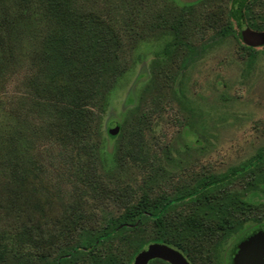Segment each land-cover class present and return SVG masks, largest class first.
Segmentation results:
<instances>
[{"label":"rangeland","instance_id":"obj_1","mask_svg":"<svg viewBox=\"0 0 264 264\" xmlns=\"http://www.w3.org/2000/svg\"><path fill=\"white\" fill-rule=\"evenodd\" d=\"M135 1L91 3L96 11L116 21L117 28L123 26L126 9H135V32L134 36L120 32L121 57L127 67L107 95L99 123L96 171L87 179L75 170L76 163L72 165L65 156L54 157L55 147L50 158L47 142L35 143L28 150L34 154L37 149L45 150L40 156L41 171L26 174L24 154L16 166L8 157L9 111L15 105L12 98L23 91L20 82L26 67L22 60L19 66L4 65V50L15 29L39 33L44 18L37 0L22 4L0 0V235L10 237L7 245L20 264L52 259L121 214L119 203L103 198L98 182L111 186L120 181L136 192L135 197L147 187L172 196L180 179L222 173L264 150V45L252 47L254 60L247 66L240 25L229 19L233 35L220 39L215 34L216 24L208 25L205 19L208 13L221 10L223 19H228L230 0H165L176 6L183 2L197 5L198 26L190 32L187 47L174 45L168 33L139 37L143 9L136 11ZM249 8L242 25L264 31V0L252 1ZM28 48L24 45L21 57ZM135 108L143 117V165L122 159L117 141L108 136L127 111ZM25 148L23 138L20 151ZM251 219L220 243L217 264H231L235 248L251 228L264 232V212ZM15 234H22L21 239H14ZM155 237L152 223L146 221L137 232L127 235L125 243L114 240L96 250L93 254L99 263L91 255L80 254L72 264H133L136 250H146L149 243H156L152 242ZM113 255L115 263L108 259Z\"/></svg>","mask_w":264,"mask_h":264},{"label":"trees","instance_id":"obj_2","mask_svg":"<svg viewBox=\"0 0 264 264\" xmlns=\"http://www.w3.org/2000/svg\"><path fill=\"white\" fill-rule=\"evenodd\" d=\"M37 1L44 18L42 29L35 34L15 29L11 43L4 50V65L17 63L19 66L22 60L21 64L26 67L20 82L23 91L10 100L15 105L9 111L11 121L7 123L8 142L11 140L8 157L16 166L17 159L24 154V172L41 171L40 156L45 150L37 149L35 154L28 150L35 143L47 142L50 158L55 147L54 157L70 159L72 165L76 163L75 170L88 179L96 171L99 123L107 95L127 67L121 57V33L134 36L132 12L135 9H126L123 26L117 28L116 21L96 11L91 5L93 0ZM252 1L262 0H230L228 19H223L222 10L205 16L208 25L216 24L217 38L233 35L229 19L238 26L242 24ZM135 2L136 11L143 9L138 23L139 37L168 33L177 47L180 43L189 45L190 32L198 26L196 3L183 2L176 6L165 0ZM24 45L29 48L21 57ZM242 48L246 65L250 66L255 55L253 48L244 44ZM143 132V117L135 108L127 111L117 132L108 136L117 141L122 159L143 165ZM23 138L27 150L21 152ZM96 186L103 198L120 204L121 214L108 219L99 231L86 236L85 241L63 249L52 259L42 258L34 264H72L80 254L91 255L94 262L99 263L93 254L96 250L114 240L125 243L127 235L137 232L146 221L152 223L156 235L152 242L156 243H149L144 251L164 244L178 251L189 264H217L220 243L242 223L264 212V150L222 173H202L180 179L172 196L157 194L147 187L135 197L136 192L120 181L111 186L98 182ZM21 237L22 234L14 235V239ZM9 238L0 235V264L10 263L11 258L10 264H20L7 245ZM140 252L137 249L136 256ZM108 259L116 262L114 255ZM146 264L168 263L151 259Z\"/></svg>","mask_w":264,"mask_h":264},{"label":"water","instance_id":"obj_3","mask_svg":"<svg viewBox=\"0 0 264 264\" xmlns=\"http://www.w3.org/2000/svg\"><path fill=\"white\" fill-rule=\"evenodd\" d=\"M240 28V38L244 45L249 47L264 45V31H251L242 24ZM117 129L116 127L109 133L115 134ZM151 259H159L168 264H189L178 251L164 244H157L155 249L140 252L133 264H146ZM231 264H264V232L255 233L244 242H240L231 256Z\"/></svg>","mask_w":264,"mask_h":264},{"label":"flooded vegetation","instance_id":"obj_4","mask_svg":"<svg viewBox=\"0 0 264 264\" xmlns=\"http://www.w3.org/2000/svg\"><path fill=\"white\" fill-rule=\"evenodd\" d=\"M258 228L254 227L251 228L249 231H247L248 233H246L245 235H243V242L248 239L250 236H252L255 233H259V231H257Z\"/></svg>","mask_w":264,"mask_h":264}]
</instances>
